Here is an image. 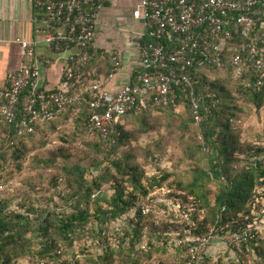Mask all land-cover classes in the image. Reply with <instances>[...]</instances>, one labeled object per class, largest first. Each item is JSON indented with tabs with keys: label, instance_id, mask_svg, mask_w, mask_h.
<instances>
[{
	"label": "rangeland",
	"instance_id": "1",
	"mask_svg": "<svg viewBox=\"0 0 264 264\" xmlns=\"http://www.w3.org/2000/svg\"><path fill=\"white\" fill-rule=\"evenodd\" d=\"M108 3L112 2L105 0V6ZM95 68L101 71L107 65L93 61L90 72ZM203 76L226 89L225 94H221L220 122L224 125L231 120V125L224 134L229 139H237L238 144H251V149L254 143H264L261 141L264 140V106L256 110L249 99L239 93L233 69L227 67L219 72L206 68ZM68 115L37 128L25 142L20 164L10 157L14 151L8 153V159L5 154L2 158L0 153V168L3 165L0 178L11 183L0 193V199L6 198L8 214H30L35 221L43 222L50 216L54 221L60 220L74 213L78 206L87 210L90 217L83 227L76 228L69 240L59 241L58 249L53 248L46 258H39L37 254L59 236L54 230L45 234L40 231V236L41 225L35 223L27 235L32 239L30 247L34 255L19 259L18 264H264V242H254L252 246L248 240L231 245L235 236L243 235L239 225L234 224L232 228L230 224L220 227L214 223L207 216L208 210L200 206L198 198L187 188L199 172H206L210 167L212 150L206 145L202 127L190 121L185 104H180L176 110L129 117L123 127L128 139L107 155L99 152L97 139L86 129L85 122L77 119V114ZM244 149L248 151L246 145ZM237 152L233 164L228 167L232 176L249 172L256 181L259 173L250 161L242 159V148ZM41 159L54 160V168L43 170L36 166ZM67 162L86 170L85 178L91 190L89 201L82 198V194L73 197L75 188L62 191L54 185L58 180L55 176L62 177L59 168ZM115 164L124 172L117 171ZM132 168L145 174L141 181L149 189V195H137L135 207L115 219L109 212L113 214L115 209L117 191L125 192L124 201L132 197L133 180L126 176ZM32 175H36L34 179L37 180L29 185ZM153 180L156 181L153 183ZM94 183L99 187L92 186ZM218 188L219 184L213 182L204 191L214 200ZM28 209H33L34 213H29ZM246 209H251V214L245 215V221L249 220L250 225L256 218L264 238V189L251 193ZM140 210L142 219L137 216ZM135 230L140 232L139 236H135ZM209 236L213 237L211 244L196 256L199 261L193 262L186 242L191 237ZM180 240L185 246L177 245ZM106 248L110 250L107 254Z\"/></svg>",
	"mask_w": 264,
	"mask_h": 264
},
{
	"label": "built area",
	"instance_id": "2",
	"mask_svg": "<svg viewBox=\"0 0 264 264\" xmlns=\"http://www.w3.org/2000/svg\"><path fill=\"white\" fill-rule=\"evenodd\" d=\"M33 2L40 13L36 37L18 42L22 63L9 76L8 84L0 86V124L7 129L9 151L21 148L39 126L50 124L59 114L73 108L79 114L84 107L92 112L86 129L106 150L115 143L116 126L126 114L177 108L182 94L191 101L194 124L201 127L218 102L208 87L196 94L200 82L194 72L203 58L208 66H231L239 79H244L247 70L259 74L254 84L247 83L253 91L264 79V0H138L130 12L131 20L139 24L132 35L140 39L148 36L150 41L138 46L139 64L132 73L137 72L135 84L130 83L131 76L120 87L109 88L123 65L119 54L102 52V57L112 63V70L83 91L72 90L73 83L82 82L86 68L98 57L94 50L105 0ZM235 28L240 30L244 43L226 62L223 53L234 39ZM39 43L63 61L56 90L41 83V73L52 60L39 58ZM207 100L210 105L202 114L200 106ZM9 186L11 183L0 178V193ZM257 228L235 236L230 244L258 241ZM212 240L211 236L188 239L186 245L193 262L199 261L196 256L204 253ZM177 245L185 243L180 240Z\"/></svg>",
	"mask_w": 264,
	"mask_h": 264
},
{
	"label": "trees",
	"instance_id": "3",
	"mask_svg": "<svg viewBox=\"0 0 264 264\" xmlns=\"http://www.w3.org/2000/svg\"><path fill=\"white\" fill-rule=\"evenodd\" d=\"M237 30V28L233 29L234 39L223 53V58L226 62L230 60L232 54H234L235 51H237V49L244 43V40L240 36V30ZM149 41L150 38L146 36L141 40V44L144 45ZM231 51H233L232 54ZM97 59L98 58H95L94 62H97ZM109 61L110 60L107 59L108 65L107 63H105L107 65V68L103 69V71L101 70L98 72V70L92 69L94 77H91L89 76V74H87L88 72H90L89 65L86 68L85 78L81 83H73L72 90L83 91L85 90V87L89 86L91 83L101 81V74L107 76L112 70V63ZM206 68H211L212 70L219 72H224V69L219 68L217 64H213L212 67L207 66L206 60L203 58L202 63L196 65V69L194 72V78L196 80H199L200 82L197 86L196 94L204 92L205 88L208 87L210 88L211 92L216 94V99L218 100V102L216 103V107H211V112L209 114L208 120H205L203 122V125L201 126V129L204 133L203 138L206 141V145L208 146L209 150H212V158H210V167L208 168V170L206 172H199V175L193 181H191L189 187L187 188L190 191L191 195H194L195 198H198L200 206L208 210L207 216L212 218L214 223L217 222L220 227L221 225L230 224L232 228H234L235 225H239L240 232L242 234L249 231V229L251 228L259 227L257 225L258 222L255 220L256 218L254 219V222L252 224L248 225L249 220L245 221V215L251 214V209H248V211L246 209V206L251 198V193L253 194L254 191L255 193H257L258 189H264L262 188L264 185V147H262V145L264 143L258 142L256 145L254 143L253 149H251V144H238L237 139H229V136L224 134V131L226 129H229V126L231 125V120H228L224 125L220 122V117L222 115L220 110L223 108L222 105H220V100L223 99V96L221 94H225L226 89L218 83L208 81L207 77L203 76L204 70H206ZM136 76L137 72H135L130 80V83L132 85L136 82ZM234 76L237 79L236 84L238 86L239 93L243 96H246L256 110H261L264 106V79L262 80V83L258 90L253 91V89L251 90L247 83L254 84L258 80V78H260L259 74L257 75L253 71L247 70L244 79L237 78L235 73ZM227 95L229 96L230 94ZM209 102L210 101L207 100L206 102L201 104L200 110L202 114H206L205 110L209 107ZM180 104L186 105L187 110L190 114V121L194 123L191 101L186 97V94L180 95L177 99V107H179ZM176 109L177 108L175 107H170L167 110ZM155 111L159 112L166 110L152 108L141 113L130 112L122 117V119L116 126V133L113 134L115 143L108 146L106 150L103 149V145L95 136L98 143L96 146L99 149V152H104L106 155L114 153V150L119 145H121V143L124 142L125 139H128V135L125 133L123 127L125 125V121L129 117L145 115L148 114V112ZM67 113L70 116H74L75 114H77V119H82L85 122V126L87 120L92 115L91 110L88 107H84L79 114L77 113V108H73L65 113L59 114L58 117L67 115ZM6 135L7 129L0 124V153H2L1 157L3 154H5L7 158L10 151L6 147ZM261 141L264 140L261 139ZM25 144L26 143L22 144L21 148H18L11 155L9 154L11 159H14L16 163L18 162L20 164L19 160L24 155L23 152L25 151ZM245 145L248 149L247 152L244 149ZM239 148H242V154L244 155L242 159L250 161L254 170L259 173V177L256 181L254 176L249 172L242 174V176H232L231 171L228 167L233 164V160H235V155L238 154L237 150L239 151ZM54 163V160L48 161L41 159L38 161L36 166L41 167L43 170H47L50 168H54ZM115 166L117 168V171H119L120 173L124 172V169L119 164H115ZM2 168L3 165L1 166L0 171L2 170ZM59 170H61L60 174L62 177L56 175L55 177H57L58 180H56V182L54 181V185L57 184V186L62 191H68L69 188H75L73 197H79L78 195L82 194L81 197L89 201L91 190L88 189L89 183L85 178L86 170L79 165L68 162L65 163L61 168H59ZM35 176L36 175H32L29 185H33L34 181L37 180L34 179ZM126 176L130 177V179L133 180V183L131 185L132 197L130 198V200L124 201L125 192L120 190L117 191L116 197L114 199L115 209L112 211L113 214L109 212V214H111L113 218L115 217V219L121 217L122 215H125L127 211H129L132 207H135V200L137 195L143 197H147L149 195V189L143 186L141 181L142 178L145 177L144 173H138L137 169L132 168L128 170ZM3 177H5V174H3ZM155 181L156 180H153V183ZM213 182H217L220 186V188H218L217 190V194H214V200H212L211 196L207 195V193L204 191V189L207 188V185L212 184ZM257 183L259 184L256 185ZM120 185L121 184L119 183V181H117V186ZM92 186L99 187L96 183H94ZM6 201V198L0 199V264H18L19 259L31 257L30 255H34L33 249L30 247L32 239H29L27 235L28 233H30V230L34 227L35 223H39L41 225L38 232L39 235L41 233L45 234L49 231L54 230L55 233L59 236L57 240H53L54 243L45 244L44 251L37 254L39 258H46L52 254L53 248H55V250L58 249L60 243L59 241L65 242L66 240H69L76 228L83 227L90 217L87 210H81L80 206H78L77 210H75L74 213H69L67 214V216H64L60 220L54 221V219L51 218L52 216H50L43 222H40L39 220H33L30 214H28L27 216H24V214H14V212L8 214L6 212L8 202ZM252 206L253 204L250 208H252ZM28 211L29 213H34L33 209H28ZM241 214H244V216H240ZM137 216L139 219H142V210L137 213ZM98 219H100V217H98ZM134 233L135 236H139L140 234V232L136 230L134 231ZM256 236L258 238V241L249 240V243L252 246L254 242L257 244L264 242V238H262L263 230L260 227L256 230ZM109 251L110 250L106 248L105 253L107 254Z\"/></svg>",
	"mask_w": 264,
	"mask_h": 264
},
{
	"label": "crops",
	"instance_id": "4",
	"mask_svg": "<svg viewBox=\"0 0 264 264\" xmlns=\"http://www.w3.org/2000/svg\"><path fill=\"white\" fill-rule=\"evenodd\" d=\"M109 1L112 3L105 6V13L100 20L95 51L98 53L96 61L107 65V60L99 56L102 52H115L121 56L122 69L108 86L117 88L126 83L137 69L138 46L142 39L132 35L139 24L130 17L131 8L136 6L138 0ZM39 21L40 13L34 7L33 0H0V86L7 85L9 76L19 69L22 56L18 42L34 39ZM38 55L39 58L47 56L52 60L51 65L44 67L41 73L43 87L57 89L63 72L62 59L48 52L44 43H39ZM95 70L99 72V68ZM87 74L94 77L93 72ZM103 76L101 74V79Z\"/></svg>",
	"mask_w": 264,
	"mask_h": 264
}]
</instances>
